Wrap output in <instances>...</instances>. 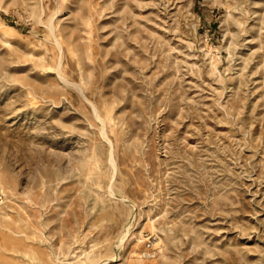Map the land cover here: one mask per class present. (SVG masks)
<instances>
[{
	"label": "rangeland",
	"instance_id": "374dc122",
	"mask_svg": "<svg viewBox=\"0 0 264 264\" xmlns=\"http://www.w3.org/2000/svg\"><path fill=\"white\" fill-rule=\"evenodd\" d=\"M0 264H264V0H0Z\"/></svg>",
	"mask_w": 264,
	"mask_h": 264
}]
</instances>
